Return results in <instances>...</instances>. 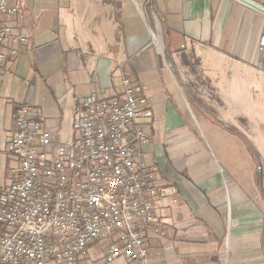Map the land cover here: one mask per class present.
I'll list each match as a JSON object with an SVG mask.
<instances>
[{
	"label": "crops",
	"instance_id": "crops-1",
	"mask_svg": "<svg viewBox=\"0 0 264 264\" xmlns=\"http://www.w3.org/2000/svg\"><path fill=\"white\" fill-rule=\"evenodd\" d=\"M19 24L32 37L0 69V186L13 182L21 104L68 143L79 100L113 96L127 77L154 113L144 160L167 193L153 264H264L262 12L238 0H23ZM164 86L186 115L174 105L162 118ZM103 256L91 246V264H131Z\"/></svg>",
	"mask_w": 264,
	"mask_h": 264
},
{
	"label": "built area",
	"instance_id": "built-area-1",
	"mask_svg": "<svg viewBox=\"0 0 264 264\" xmlns=\"http://www.w3.org/2000/svg\"><path fill=\"white\" fill-rule=\"evenodd\" d=\"M22 3L0 0V69L9 58L18 62L12 43L32 37L21 27L15 34ZM121 85L113 96L95 92L79 100L68 143L48 130L39 108L18 107L13 182L0 186V264H91L92 245L109 248L103 263L153 264L148 239L166 235L158 210L167 198L144 160L150 135L142 121L154 113L130 79Z\"/></svg>",
	"mask_w": 264,
	"mask_h": 264
},
{
	"label": "rangeland",
	"instance_id": "rangeland-1",
	"mask_svg": "<svg viewBox=\"0 0 264 264\" xmlns=\"http://www.w3.org/2000/svg\"><path fill=\"white\" fill-rule=\"evenodd\" d=\"M169 63V62H168ZM170 64V63H169ZM164 88L165 89H163V93L161 94V98H162V101H161V104H162V106H161V116H162V118L163 119H165L166 118V116H167V113H165V111H166V109H167V111L168 112H170V109L171 108H173V106L175 105L176 107L178 106L179 107V109H178V107H177V109L178 110H180L181 111V113L182 114H185L184 113V108H183V106L181 105L180 106V103H179V100L177 99V98H175V95L169 90H167L166 89V87L164 86ZM153 106H155V100H153ZM190 106V105H189ZM170 107V108H169ZM196 112V111H195ZM197 113V112H196ZM186 115V114H185ZM198 120H199V118H198ZM145 121L147 122H149V120L148 119H145V120H143L142 121V123H145ZM193 122H194V124H196V121L194 120V118H193ZM200 129V128H199ZM201 130V129H200ZM201 136L205 139V141H207V143L209 144L210 142L208 141V140H211V138H209L208 139V137L206 138L204 135H203V133L201 134ZM259 136V135H258ZM257 140H259V139H257ZM163 142V141H162ZM258 142H260V141H258ZM149 149L151 150V146H145L144 148H143V150H144V153H146V152H148L149 151ZM147 165V164H146ZM148 166V165H147ZM149 167V166H148ZM151 169H152V167H151ZM153 172H155V174H156V176L159 178V174H158V172L156 171V170H152ZM260 172V171H259ZM257 178H259V174H257ZM108 252H109V248H106V249H104V252L103 253H107L108 254Z\"/></svg>",
	"mask_w": 264,
	"mask_h": 264
},
{
	"label": "water",
	"instance_id": "water-1",
	"mask_svg": "<svg viewBox=\"0 0 264 264\" xmlns=\"http://www.w3.org/2000/svg\"><path fill=\"white\" fill-rule=\"evenodd\" d=\"M238 1H240L243 4L245 3L249 7L254 8L255 10L260 11L264 14V7H262L261 5H258L254 2H252L251 0H238Z\"/></svg>",
	"mask_w": 264,
	"mask_h": 264
},
{
	"label": "trees",
	"instance_id": "trees-1",
	"mask_svg": "<svg viewBox=\"0 0 264 264\" xmlns=\"http://www.w3.org/2000/svg\"><path fill=\"white\" fill-rule=\"evenodd\" d=\"M165 55H166L167 62L170 63V55L171 54H170L169 44H168V46L166 48Z\"/></svg>",
	"mask_w": 264,
	"mask_h": 264
}]
</instances>
